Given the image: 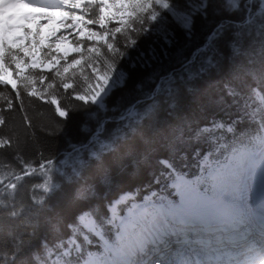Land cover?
I'll return each instance as SVG.
<instances>
[{
    "label": "trees",
    "instance_id": "1",
    "mask_svg": "<svg viewBox=\"0 0 264 264\" xmlns=\"http://www.w3.org/2000/svg\"><path fill=\"white\" fill-rule=\"evenodd\" d=\"M166 1L182 7V0ZM167 16L173 45L145 64L124 61L127 80L105 110L77 99L78 82L52 96L66 116L52 97L0 88V264H43L83 212L100 219L119 195L167 185L164 161L192 176L197 158L211 150L204 126L233 125L227 148L260 133V0H209L190 33Z\"/></svg>",
    "mask_w": 264,
    "mask_h": 264
},
{
    "label": "rangeland",
    "instance_id": "2",
    "mask_svg": "<svg viewBox=\"0 0 264 264\" xmlns=\"http://www.w3.org/2000/svg\"><path fill=\"white\" fill-rule=\"evenodd\" d=\"M182 1L181 8L166 0H87L90 5H84V2L74 3L72 6L64 3L61 10H53L44 18L28 15L25 20L27 24L24 25L29 31L28 36L23 35L24 32L20 30L21 21L18 27L9 28L0 15V73L3 74L0 76V85H9L14 90L21 88L32 96L44 99L56 95L60 90L76 89L78 82L81 90L77 91V99L105 110L110 94L127 80V73L122 67L124 61L145 64L157 58L158 53H164L166 47L168 50L173 45L174 34L169 28L167 15L170 13V18H175L190 33L194 15L204 13L209 2ZM260 3L264 7V0H260ZM1 11L7 10L0 7ZM26 12L27 9L23 11ZM122 45L129 50L127 54L117 52ZM204 47L198 50L196 56ZM191 61L186 65H190ZM41 76L44 78H39ZM255 98H261L257 91ZM50 99L57 113L66 116L59 108V102L53 97ZM132 114L136 113L132 111L130 115ZM202 131L206 136L212 137L210 140L214 146L211 152L200 159L198 173L192 182L196 188L205 182V192L194 193L187 186L189 182L178 177L169 186L177 196V204L159 191L160 193H150L140 200H135L136 194L122 195L108 205L110 224L116 232L117 240L122 232L125 234L131 231L133 234L121 241L123 246L119 250L126 258L132 257L135 248L147 241L148 236L156 237V226L161 228L169 225L174 228L171 217L170 220L163 219L162 212L157 213V207L166 206V212L169 216L174 215L175 222L179 214L188 213L182 203L187 195L196 197L197 203H220L224 205L223 208L234 210L226 205L223 193L229 189H239V194L241 189L239 199L243 206L239 214L247 213L251 217L252 201L256 194H262L258 192L257 185L264 189L261 179L264 176L261 169L264 167V151L250 154L243 148H234L229 154L219 157V148L225 147L224 141H220L223 139L221 134L231 133L233 128L213 123ZM215 135L219 139H214ZM256 166L260 167L259 171L256 170L258 167L255 169ZM145 206L152 208L142 210ZM227 208L224 209V214L238 216L230 213ZM152 209L156 211H151ZM140 215L143 220L133 222ZM88 222L87 215L81 217L82 226H86ZM224 233L230 234L231 231ZM220 237L218 234L217 238ZM238 238L242 237H236ZM162 259L156 261L147 258L150 262L146 264H167ZM130 260L134 261L132 258Z\"/></svg>",
    "mask_w": 264,
    "mask_h": 264
},
{
    "label": "bare ground",
    "instance_id": "3",
    "mask_svg": "<svg viewBox=\"0 0 264 264\" xmlns=\"http://www.w3.org/2000/svg\"><path fill=\"white\" fill-rule=\"evenodd\" d=\"M42 11H43L42 9H39V12H42ZM11 12H13V17H11V19H9V20H6V25L9 28L19 23V19L17 17V14L12 9H11ZM261 169L264 171V167L261 168ZM261 179L263 180L262 183H264V176ZM233 186H234V183H233ZM239 186L240 185H238V187ZM234 188H235V186H234ZM238 191H239V189L238 190L229 189L225 193H223V197H224V199L226 201V205L229 208L234 209V211H238V213H239V212H241L243 204H242L241 199H239V194L242 193L241 189H240L239 194H238ZM262 192H263V195L260 197V201H262L264 203V189L263 188H262ZM195 201H196V197H193L192 195H187V197L185 198V200H183V202H184L185 208L188 210V214H187V216H186V214H179L175 218V222L184 221L186 218H188L189 221L192 222V223L196 222V221L198 222L199 220H213V221H217L220 217H222L220 215V213H222V212L219 211L218 208L214 207L212 204L208 203L206 205H203V204L197 203ZM236 202L238 204H236ZM217 225H215V228H212L210 230V231H213V232L216 233V237H217L218 234L220 235V232L217 231L218 230L217 229L218 228ZM93 228H94V226H93ZM183 228H184V226H182V229ZM221 229L223 230V232H228V231H226V227L224 225L221 226ZM244 229L246 230V227L242 228V230H244ZM242 238H245V236H243ZM240 239L238 238L237 240H240ZM226 249H229V248H226ZM227 251H229V250H227ZM168 260H169L168 262H171L170 258Z\"/></svg>",
    "mask_w": 264,
    "mask_h": 264
},
{
    "label": "water",
    "instance_id": "4",
    "mask_svg": "<svg viewBox=\"0 0 264 264\" xmlns=\"http://www.w3.org/2000/svg\"><path fill=\"white\" fill-rule=\"evenodd\" d=\"M212 38V35L210 36V38L209 39H211ZM196 57V56H195Z\"/></svg>",
    "mask_w": 264,
    "mask_h": 264
}]
</instances>
